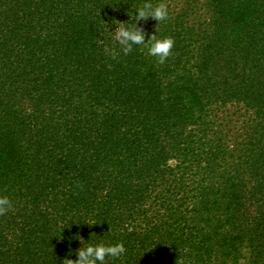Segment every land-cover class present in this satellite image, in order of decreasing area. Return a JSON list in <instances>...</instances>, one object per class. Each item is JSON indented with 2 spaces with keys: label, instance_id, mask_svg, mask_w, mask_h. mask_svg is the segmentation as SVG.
<instances>
[{
  "label": "trees",
  "instance_id": "1",
  "mask_svg": "<svg viewBox=\"0 0 264 264\" xmlns=\"http://www.w3.org/2000/svg\"><path fill=\"white\" fill-rule=\"evenodd\" d=\"M161 2L0 0V264H264V0Z\"/></svg>",
  "mask_w": 264,
  "mask_h": 264
},
{
  "label": "clouds",
  "instance_id": "2",
  "mask_svg": "<svg viewBox=\"0 0 264 264\" xmlns=\"http://www.w3.org/2000/svg\"><path fill=\"white\" fill-rule=\"evenodd\" d=\"M169 11L165 3H158L153 7L151 0H144L142 7H137L133 13L134 25H117L114 30L115 39L121 46V51L127 55L132 51L134 45L148 44V54L158 57V62L163 64L170 56L174 47V38L164 36L157 38L154 34L145 39L146 32L139 27V21L147 20L149 17L158 22L168 18ZM115 59V54H112ZM12 208V202L7 195L0 194V215L5 214ZM88 225L98 224L96 222ZM82 244V241H81ZM126 249L123 243L108 244L104 242L82 245L76 249L77 259H67L68 264H105L106 257L119 258L125 254Z\"/></svg>",
  "mask_w": 264,
  "mask_h": 264
}]
</instances>
